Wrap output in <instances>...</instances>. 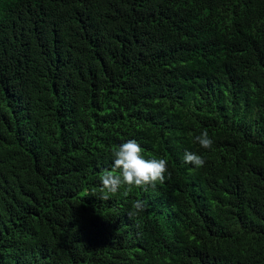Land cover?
I'll return each mask as SVG.
<instances>
[{"label": "trees", "instance_id": "1", "mask_svg": "<svg viewBox=\"0 0 264 264\" xmlns=\"http://www.w3.org/2000/svg\"><path fill=\"white\" fill-rule=\"evenodd\" d=\"M0 264H264V0H0Z\"/></svg>", "mask_w": 264, "mask_h": 264}, {"label": "clouds", "instance_id": "2", "mask_svg": "<svg viewBox=\"0 0 264 264\" xmlns=\"http://www.w3.org/2000/svg\"><path fill=\"white\" fill-rule=\"evenodd\" d=\"M195 141L204 149H212L213 139L207 130L195 137ZM113 167L104 170L100 175L101 191L109 193L117 192L122 185L127 186L130 192L133 187L148 190L155 189L157 184L165 182V174L168 172V161L164 158L146 159L144 149L132 139L122 143L112 152ZM184 163L199 169L205 166V159L198 154L185 152ZM127 194V192L125 193ZM106 199V197H105ZM137 213L146 210V202L137 200L133 204Z\"/></svg>", "mask_w": 264, "mask_h": 264}]
</instances>
